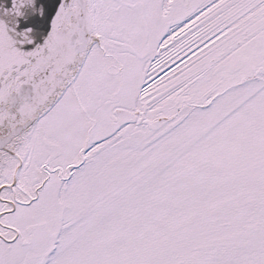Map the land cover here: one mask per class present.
<instances>
[{
    "label": "snow or ice",
    "instance_id": "6c2138e0",
    "mask_svg": "<svg viewBox=\"0 0 264 264\" xmlns=\"http://www.w3.org/2000/svg\"><path fill=\"white\" fill-rule=\"evenodd\" d=\"M0 264H264V0H0Z\"/></svg>",
    "mask_w": 264,
    "mask_h": 264
}]
</instances>
